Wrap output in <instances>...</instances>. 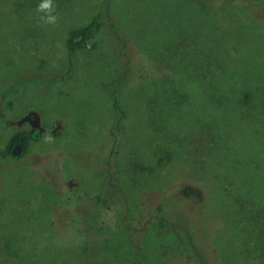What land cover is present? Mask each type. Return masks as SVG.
Wrapping results in <instances>:
<instances>
[{
    "label": "rangeland",
    "instance_id": "1",
    "mask_svg": "<svg viewBox=\"0 0 264 264\" xmlns=\"http://www.w3.org/2000/svg\"><path fill=\"white\" fill-rule=\"evenodd\" d=\"M101 1L54 0L49 25L39 0H0V264H264V99L238 100L264 94V0H107L101 19L126 42L104 21L70 64L69 29ZM124 64L108 158L101 81ZM224 69L225 103L213 97ZM41 116L42 134L11 156L7 135Z\"/></svg>",
    "mask_w": 264,
    "mask_h": 264
},
{
    "label": "trees",
    "instance_id": "2",
    "mask_svg": "<svg viewBox=\"0 0 264 264\" xmlns=\"http://www.w3.org/2000/svg\"><path fill=\"white\" fill-rule=\"evenodd\" d=\"M106 1L107 0L101 1L97 11L92 15V17L90 18V20L88 22H85L84 24H81L79 26H73L72 28L69 29L67 39L65 41V46H66V53L68 55V61L70 64L73 63L76 52L80 51L81 49H84V50L89 52L98 46L97 42H96V36H97V33L99 32V30L101 29V26H102L104 21H106L109 24L110 30L113 33V35L117 38V40H122V43L126 42V40L121 35L122 32L120 31L119 26L116 24V22L112 18L110 20H103V21L101 19L102 16H103V18L107 19V16H109V14H110V10L108 9L109 7H103L102 6L103 3H105ZM183 33H185V32H183ZM155 49H157L156 44H155ZM182 49L183 48L180 47L177 50V47H176L175 48V55L182 54L183 53ZM119 54L122 56V58H123V56L126 57V52H124V50L121 46L119 49ZM116 60H119V57H116ZM209 62L211 63V60H209ZM123 66L126 67V70H124L123 72H120L116 75H114V74L108 75V77H106L105 79H102V81H101V85L113 97L112 103H113V108L115 110V114H114L115 123H114V125H112L113 128L111 127L112 128L111 129L112 139H111V146H110L108 158H110L112 156L115 157L118 154L119 139H117V131L120 130L122 123L124 121V118L126 116V110L121 106L118 94H120L121 90L123 89L122 87L125 85L124 83L129 80L128 73L130 74V71H132V69H128L126 64H124ZM70 70L71 69H69L66 72L59 73L55 78H57L59 81H67L68 80L67 77H69V71ZM121 84H123V85H121ZM154 84H155V81L153 83L149 84L148 79H145L143 85H147V87L151 88L154 86ZM221 85H223V86H221ZM215 86H217V90L213 93V97L215 98V100L225 103V89H226L225 88V69L222 72V75H219L217 85H215ZM262 87H263L262 84L257 86V88H262ZM6 92H7V90L3 91L2 97H4L6 95ZM244 95H246V98L244 97ZM220 98H224V99L219 100ZM261 99H264V94L261 91H258L256 93L252 92V91H245L244 93L240 92L238 94V100L239 101H243L247 105L252 104V106L258 110H260V108H258L256 105L261 104V102H262ZM7 137H8V142H10V145L13 142H18L22 153L25 151V149L27 147L26 146L27 145L26 140L28 139L27 131L20 132V131L14 130V131L10 132L7 135ZM239 143L243 147H246L248 145V142H239ZM117 144H118V146H117ZM234 144L235 143H233V145ZM115 146H117V148H115ZM233 150H234V148L233 149L230 148L228 143L225 142V156L227 158H232L231 153ZM235 161L233 162V165H234ZM227 162H230V161L227 160ZM114 164L115 163L112 162L111 166L107 167V171H110L111 167H113ZM148 166L151 167L152 166L151 163H148L147 167ZM147 167H144V169L148 170ZM103 197L108 199V197H106L104 195L102 196V198ZM95 199L100 200L101 196H95ZM108 204H109V200H108ZM14 256H16V255H14ZM116 260L117 259H115V262H116Z\"/></svg>",
    "mask_w": 264,
    "mask_h": 264
},
{
    "label": "flooded vegetation",
    "instance_id": "3",
    "mask_svg": "<svg viewBox=\"0 0 264 264\" xmlns=\"http://www.w3.org/2000/svg\"><path fill=\"white\" fill-rule=\"evenodd\" d=\"M30 123H31V127H30V128H20L19 125H17V127L14 129L15 131H20V132H25V131H27V133H28V139L26 140V141H27V145H26L27 147H26V149H25L24 152L27 151V149H28V148L30 147V145L32 144L33 140H34L35 138H38V137L42 134L43 128L46 127L45 124H44V120H43V117H42V116L36 119V123L33 124V125H34L33 127H32V122H30ZM44 131L46 132V131H47V128H45ZM44 137H45V134H44ZM24 141H25V140H24ZM15 146H18V147L20 148L18 142H13V143L10 145V152H9V154H10L11 156L19 155L20 153H22L21 148H20L19 152L15 153V154L11 153V152H12V149H13ZM188 188H189V187H187V189H188ZM67 196H70V195H67ZM131 212H132V216H133L134 214H137V213L140 214V210H139V209H135V208H134ZM124 216H125V214H124ZM128 219H130L129 216H128ZM0 253H2V256H3V252H0ZM2 256H0V257H2ZM9 256H10V255H5V259L7 260V264H11V263H12V262L9 260V259H10ZM5 264H6V263H5Z\"/></svg>",
    "mask_w": 264,
    "mask_h": 264
},
{
    "label": "clouds",
    "instance_id": "4",
    "mask_svg": "<svg viewBox=\"0 0 264 264\" xmlns=\"http://www.w3.org/2000/svg\"><path fill=\"white\" fill-rule=\"evenodd\" d=\"M36 10L41 13L39 19L43 23L49 25H56L58 23L59 17L56 13L54 0H39ZM49 139L51 138L49 137Z\"/></svg>",
    "mask_w": 264,
    "mask_h": 264
},
{
    "label": "water",
    "instance_id": "5",
    "mask_svg": "<svg viewBox=\"0 0 264 264\" xmlns=\"http://www.w3.org/2000/svg\"><path fill=\"white\" fill-rule=\"evenodd\" d=\"M20 148L18 146H15L13 149H12V152L13 154L19 152Z\"/></svg>",
    "mask_w": 264,
    "mask_h": 264
}]
</instances>
